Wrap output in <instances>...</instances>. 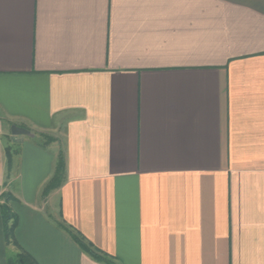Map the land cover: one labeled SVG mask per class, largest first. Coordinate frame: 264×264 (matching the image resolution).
<instances>
[{
    "label": "crops",
    "instance_id": "crops-1",
    "mask_svg": "<svg viewBox=\"0 0 264 264\" xmlns=\"http://www.w3.org/2000/svg\"><path fill=\"white\" fill-rule=\"evenodd\" d=\"M68 227L117 264H264V0H0V264H105Z\"/></svg>",
    "mask_w": 264,
    "mask_h": 264
},
{
    "label": "trees",
    "instance_id": "trees-1",
    "mask_svg": "<svg viewBox=\"0 0 264 264\" xmlns=\"http://www.w3.org/2000/svg\"><path fill=\"white\" fill-rule=\"evenodd\" d=\"M8 156V166H12L13 156L12 149L10 146L6 147ZM65 158L61 151L59 154L58 162L56 165V170L54 175L50 178L43 189V194H47L50 190L59 187L65 178ZM4 196L10 197L9 193H4ZM3 208V220L5 226V234L8 242L12 241L13 229L15 226V215L12 212L9 204L6 202L2 205ZM69 234L74 238V240L79 244V246L90 255H92L96 260L103 262L105 264H117L114 260L110 259L108 256L97 251L96 248L89 243L84 236L77 233L71 228H66ZM8 264H38L37 261L27 252H20L14 256L9 257Z\"/></svg>",
    "mask_w": 264,
    "mask_h": 264
},
{
    "label": "water",
    "instance_id": "water-1",
    "mask_svg": "<svg viewBox=\"0 0 264 264\" xmlns=\"http://www.w3.org/2000/svg\"><path fill=\"white\" fill-rule=\"evenodd\" d=\"M12 132L14 134H22L23 133V134H30V135H32V133L28 129L23 128V127H19L17 125H13L12 126Z\"/></svg>",
    "mask_w": 264,
    "mask_h": 264
},
{
    "label": "rangeland",
    "instance_id": "rangeland-1",
    "mask_svg": "<svg viewBox=\"0 0 264 264\" xmlns=\"http://www.w3.org/2000/svg\"><path fill=\"white\" fill-rule=\"evenodd\" d=\"M54 134H56V136L59 139L60 144L62 145L64 141V131L62 130V128L61 129L59 128Z\"/></svg>",
    "mask_w": 264,
    "mask_h": 264
}]
</instances>
